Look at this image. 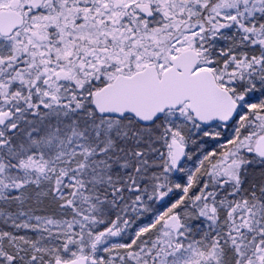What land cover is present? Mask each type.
<instances>
[{"label": "snow or ice", "instance_id": "1", "mask_svg": "<svg viewBox=\"0 0 264 264\" xmlns=\"http://www.w3.org/2000/svg\"><path fill=\"white\" fill-rule=\"evenodd\" d=\"M0 264H264V0H0Z\"/></svg>", "mask_w": 264, "mask_h": 264}]
</instances>
